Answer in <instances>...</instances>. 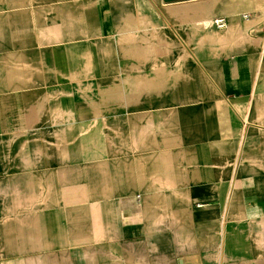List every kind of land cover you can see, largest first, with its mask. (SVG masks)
<instances>
[{
  "label": "crops",
  "instance_id": "obj_1",
  "mask_svg": "<svg viewBox=\"0 0 264 264\" xmlns=\"http://www.w3.org/2000/svg\"><path fill=\"white\" fill-rule=\"evenodd\" d=\"M0 251L264 264V0H0Z\"/></svg>",
  "mask_w": 264,
  "mask_h": 264
},
{
  "label": "built area",
  "instance_id": "obj_2",
  "mask_svg": "<svg viewBox=\"0 0 264 264\" xmlns=\"http://www.w3.org/2000/svg\"><path fill=\"white\" fill-rule=\"evenodd\" d=\"M214 23L219 29H225L227 27V22L223 18L215 19Z\"/></svg>",
  "mask_w": 264,
  "mask_h": 264
},
{
  "label": "water",
  "instance_id": "obj_3",
  "mask_svg": "<svg viewBox=\"0 0 264 264\" xmlns=\"http://www.w3.org/2000/svg\"><path fill=\"white\" fill-rule=\"evenodd\" d=\"M181 1H187V0H163V2L166 4L174 3V2H181Z\"/></svg>",
  "mask_w": 264,
  "mask_h": 264
},
{
  "label": "rangeland",
  "instance_id": "obj_4",
  "mask_svg": "<svg viewBox=\"0 0 264 264\" xmlns=\"http://www.w3.org/2000/svg\"><path fill=\"white\" fill-rule=\"evenodd\" d=\"M2 256H3L2 251H0V261H3V260H2ZM3 257H4V256H3Z\"/></svg>",
  "mask_w": 264,
  "mask_h": 264
}]
</instances>
